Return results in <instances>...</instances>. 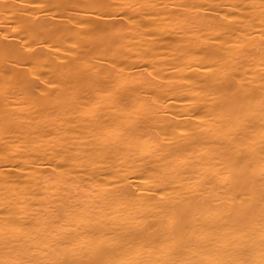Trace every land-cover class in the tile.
Returning a JSON list of instances; mask_svg holds the SVG:
<instances>
[{"label":"bare ground","instance_id":"bare-ground-1","mask_svg":"<svg viewBox=\"0 0 264 264\" xmlns=\"http://www.w3.org/2000/svg\"><path fill=\"white\" fill-rule=\"evenodd\" d=\"M0 264H264V0H0Z\"/></svg>","mask_w":264,"mask_h":264}]
</instances>
